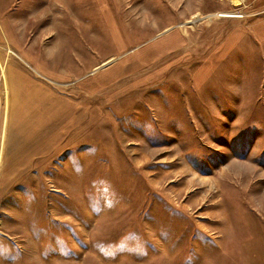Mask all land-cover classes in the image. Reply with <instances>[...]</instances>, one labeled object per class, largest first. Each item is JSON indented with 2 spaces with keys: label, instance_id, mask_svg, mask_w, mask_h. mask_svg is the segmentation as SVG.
Returning a JSON list of instances; mask_svg holds the SVG:
<instances>
[{
  "label": "rangeland",
  "instance_id": "rangeland-1",
  "mask_svg": "<svg viewBox=\"0 0 264 264\" xmlns=\"http://www.w3.org/2000/svg\"><path fill=\"white\" fill-rule=\"evenodd\" d=\"M0 32V264H264V0H0ZM11 66L57 99L10 117Z\"/></svg>",
  "mask_w": 264,
  "mask_h": 264
},
{
  "label": "crops",
  "instance_id": "crops-1",
  "mask_svg": "<svg viewBox=\"0 0 264 264\" xmlns=\"http://www.w3.org/2000/svg\"><path fill=\"white\" fill-rule=\"evenodd\" d=\"M1 33V32H0ZM12 67V66H11ZM25 69L24 68H8V70H6V80H7V86H8V91L10 93V96H11V100L9 101V108H10V117L11 115H16L19 111V101H25V97L23 99V92H27V93H30L32 94V99L35 100V101H39L40 100V95H38V90L37 89H42L43 91L48 92L49 89L46 88L47 86L42 84V83H39L40 81L31 73L29 72L28 70L24 71ZM3 70H1L2 72ZM1 72H0V75H1ZM41 74V73H40ZM38 75L39 77H42L43 75ZM1 77V76H0ZM44 77V76H43ZM39 82H38V81ZM57 83V82H55ZM32 85V86H31ZM27 87H30L32 89V92H31V89L28 91L27 90ZM47 94V93H46ZM50 95L49 97L51 98L50 100L49 99H42L40 100V104L38 106V110L43 108L45 110V107L43 106L47 104V101H49V103H51L52 99L54 98L53 95H51L50 93L48 94ZM54 99H57L56 97ZM53 107H51L50 109L53 110L55 109L56 110V113L57 115L56 116H53V117H58V118H61L62 117V112H63V115H64V110H61L60 109V105H52ZM73 115V113H72ZM11 121V120H10ZM9 132H10V136L11 138H14V135L16 134V132L14 131L15 127H12L11 123L9 124Z\"/></svg>",
  "mask_w": 264,
  "mask_h": 264
}]
</instances>
